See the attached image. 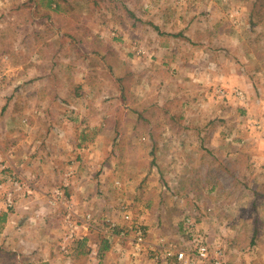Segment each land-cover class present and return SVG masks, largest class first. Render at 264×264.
Segmentation results:
<instances>
[{"label": "rangeland", "instance_id": "1", "mask_svg": "<svg viewBox=\"0 0 264 264\" xmlns=\"http://www.w3.org/2000/svg\"><path fill=\"white\" fill-rule=\"evenodd\" d=\"M19 211L56 218L57 264L87 233L121 264H264V0H0V230Z\"/></svg>", "mask_w": 264, "mask_h": 264}, {"label": "crops", "instance_id": "2", "mask_svg": "<svg viewBox=\"0 0 264 264\" xmlns=\"http://www.w3.org/2000/svg\"><path fill=\"white\" fill-rule=\"evenodd\" d=\"M18 68L20 70L22 66H19ZM32 69H33L32 67L31 68L27 67V70L29 71H32ZM19 74H21L20 71ZM91 117L93 118L94 116ZM89 164H91V161L89 160L84 162L81 161V163L78 166L76 179L79 180L82 184L80 185L81 188L79 190L74 191V195L76 199H78L79 201L82 198L88 199V197H92V199H94L93 195L96 194L97 192L96 184L101 180L100 177L92 176L93 174L91 176L88 175L87 171L90 170ZM62 165H64V163H62ZM58 166L59 165L55 161L46 160L44 163V168L46 167L45 172L47 176L50 175V173H54V174L57 173ZM56 180H57L56 178L55 179L50 178L49 183L55 184ZM91 193L92 195L90 196ZM19 212L22 213L20 216H24L23 219H19L20 218L19 215L15 216L6 213H3L2 215L1 219L4 221V227L3 229L1 228L0 235L3 237V241L6 242L7 240V245L11 244V246L8 247L4 242L5 249L12 250V252H14L15 255H21L27 252L33 253L34 252L33 250L37 248L35 246H38L39 244H44L45 256L43 255V259L38 260L37 262H42L43 264H57L58 258L56 254L52 252L53 250L52 246L55 245L54 243L56 242V238L59 234L58 233L59 224L56 218L55 219L53 217L52 219L47 218L48 220L46 219V224L39 223L37 226L33 228H28L26 226L27 224L25 219L28 218L30 214L26 211H19ZM16 226H20V228L17 231H13L16 228ZM21 226H24V229L20 230ZM91 236L92 235L89 233L85 235V237H87L89 241L87 243L86 253L84 254L79 253V249L77 247L78 245L77 243H75L77 245L74 246V248L76 247L74 250V253L77 256L76 258L87 257L88 264H91L90 262L95 259L98 261V264H121V262L125 263L124 261L125 258L119 255L122 247L117 248V245H119V239L113 238L112 240H110L109 250H107L104 253V255L101 257L99 254V249L101 248V244L98 241L93 240ZM91 246L93 247V249L91 248ZM71 247L72 246L69 247V252L67 253L68 255H66L67 257H69V253L71 252ZM36 250L41 251V249L38 248ZM116 254L118 255V257L116 256ZM24 257H29V256L24 255ZM66 259L63 262L64 264L69 263V260ZM127 264H132L130 257H129V262ZM143 264H152V263L148 261H144Z\"/></svg>", "mask_w": 264, "mask_h": 264}, {"label": "built area", "instance_id": "3", "mask_svg": "<svg viewBox=\"0 0 264 264\" xmlns=\"http://www.w3.org/2000/svg\"><path fill=\"white\" fill-rule=\"evenodd\" d=\"M90 216L87 217V221H85L86 225L85 227H90ZM113 231L112 227H109L107 229V233ZM137 237L135 239V246L136 248L139 250L141 245L144 243V237H143V233L139 230L137 233ZM70 238L73 239L74 238V231H72V233L70 234ZM168 255H170V253H168ZM208 256V247L206 245L203 244H198L196 245L195 249L192 251H187L184 249H180L177 253H176V258L177 260L182 263V264H192L194 261V257H198L201 260H206ZM216 264H220V262H217Z\"/></svg>", "mask_w": 264, "mask_h": 264}, {"label": "trees", "instance_id": "4", "mask_svg": "<svg viewBox=\"0 0 264 264\" xmlns=\"http://www.w3.org/2000/svg\"><path fill=\"white\" fill-rule=\"evenodd\" d=\"M89 239L87 237H82L81 239H78V241H76L77 243V247L79 249V253L84 254L86 253V250L84 249V247H86L87 243H88ZM110 245L109 242L107 240H103L102 244H101V248L99 249V254L102 257L104 255V253L109 250Z\"/></svg>", "mask_w": 264, "mask_h": 264}]
</instances>
